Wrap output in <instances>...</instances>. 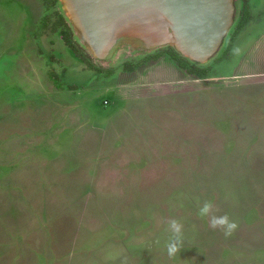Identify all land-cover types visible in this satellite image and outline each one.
<instances>
[{"label": "rangeland", "instance_id": "obj_1", "mask_svg": "<svg viewBox=\"0 0 264 264\" xmlns=\"http://www.w3.org/2000/svg\"><path fill=\"white\" fill-rule=\"evenodd\" d=\"M248 3L229 53L234 28L189 62L201 75L168 52L138 65L167 46L98 60L74 30L76 53L59 0H0V264H264V0ZM204 201L238 222L231 237Z\"/></svg>", "mask_w": 264, "mask_h": 264}, {"label": "water", "instance_id": "obj_2", "mask_svg": "<svg viewBox=\"0 0 264 264\" xmlns=\"http://www.w3.org/2000/svg\"><path fill=\"white\" fill-rule=\"evenodd\" d=\"M78 37L101 61L124 44L171 46L206 64L235 23V0H60Z\"/></svg>", "mask_w": 264, "mask_h": 264}, {"label": "trees", "instance_id": "obj_3", "mask_svg": "<svg viewBox=\"0 0 264 264\" xmlns=\"http://www.w3.org/2000/svg\"><path fill=\"white\" fill-rule=\"evenodd\" d=\"M44 1H46V0H44ZM241 1L243 2V6H242V9L240 10V16L237 17V12H236L235 23H234V25L232 27L234 29L232 30V33H231V35L229 37V43H228V45H227V47L225 49L224 55H227L229 53V51H230V49H231V47H232V45L234 43L235 37L237 36V34L244 28V26L252 18V14H251V11H250V8H249V3H248L249 0H241ZM237 2H238V0H235L236 11H237ZM58 26L61 28L60 31H61V34L63 35L65 43L70 48L75 50L76 53H79V49L77 48L76 45H74V41H73V38H72V34L74 33L73 26H72L71 22L68 20V18L65 15H62V16L59 17L57 23L53 26V28L57 29ZM165 52H168L169 56L172 59H174L179 64V66H181L184 69H187V71L189 73H195V72L198 71L201 75H206L211 70V67L209 65L206 66V67H201V68L198 67L196 69L195 68L194 69H190L189 68L190 60L187 59L186 57H184L174 47H171V46H167L166 48H163V49L159 50L157 53L147 56L143 60L139 61L138 65H142L144 63V61H147L149 59L157 60L161 56H163ZM215 60L219 61L221 59H215ZM202 65H204V64H201L200 66H202ZM124 68L129 70V71H132V70L135 69V65L133 63L126 62ZM97 71L101 72L103 70L100 69V68H97ZM107 72H109V71H107ZM49 77H50V79L53 81L54 85L58 89H63L64 88V84L60 80V76L58 74L51 72V73H49ZM69 87L73 88L74 86L70 85Z\"/></svg>", "mask_w": 264, "mask_h": 264}, {"label": "clouds", "instance_id": "obj_4", "mask_svg": "<svg viewBox=\"0 0 264 264\" xmlns=\"http://www.w3.org/2000/svg\"><path fill=\"white\" fill-rule=\"evenodd\" d=\"M198 215L201 218H209V227L220 229L224 236L231 237L238 229V222L232 220L228 214L216 215L212 201H204L199 207ZM168 230L171 232V238L166 243V251L169 258L175 257L182 249L184 242L183 224L177 219L168 221Z\"/></svg>", "mask_w": 264, "mask_h": 264}, {"label": "flooded vegetation", "instance_id": "obj_5", "mask_svg": "<svg viewBox=\"0 0 264 264\" xmlns=\"http://www.w3.org/2000/svg\"><path fill=\"white\" fill-rule=\"evenodd\" d=\"M59 1H60V0H59ZM119 49H120V48L117 49V51L115 52L114 56H113L111 59H113V58L116 56V54H117V52H118ZM111 59H109V60H111ZM105 61H108V60H105Z\"/></svg>", "mask_w": 264, "mask_h": 264}, {"label": "crops", "instance_id": "obj_6", "mask_svg": "<svg viewBox=\"0 0 264 264\" xmlns=\"http://www.w3.org/2000/svg\"><path fill=\"white\" fill-rule=\"evenodd\" d=\"M251 14H252V13H251ZM252 16H253V14H252ZM251 21H253V20H251ZM251 21H249V23H250ZM238 34H239V33H238ZM238 34H237V35H238Z\"/></svg>", "mask_w": 264, "mask_h": 264}]
</instances>
